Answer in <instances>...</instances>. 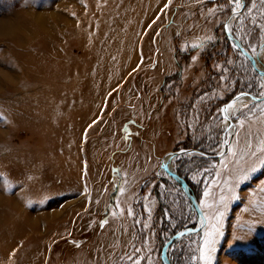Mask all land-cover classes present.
Instances as JSON below:
<instances>
[{"label":"rangeland","instance_id":"rangeland-1","mask_svg":"<svg viewBox=\"0 0 264 264\" xmlns=\"http://www.w3.org/2000/svg\"><path fill=\"white\" fill-rule=\"evenodd\" d=\"M229 8L226 0H0V264H163L167 241L195 228L164 251L169 264H200L205 232L215 241L211 264H264V113L245 119L241 103L224 111L260 90L224 35ZM262 12L256 0L258 24ZM227 25L264 43L251 19ZM229 135L224 154L209 158ZM183 150L201 154L173 163ZM166 157L201 215L162 168ZM55 192L49 205L73 217L42 231L34 216L49 205L32 196Z\"/></svg>","mask_w":264,"mask_h":264},{"label":"snow or ice","instance_id":"snow-or-ice-1","mask_svg":"<svg viewBox=\"0 0 264 264\" xmlns=\"http://www.w3.org/2000/svg\"><path fill=\"white\" fill-rule=\"evenodd\" d=\"M261 4H264V0H260ZM226 4L230 6L229 10L231 12V17L233 20H241L243 19H251V23L259 28L262 33H264V24H258L256 17L253 15V11L256 7V0H251L252 7H248L245 3V0H226ZM245 13H247V16H245ZM213 14H215L213 12ZM261 16H264V12L261 13ZM224 29L226 33H230L233 42L231 44L232 50L236 53L237 62L239 63V68L242 72H247L249 69H251L253 72L256 73L255 78V85L259 87V91L256 93L255 96L252 95L251 92H241V94L236 98L238 102L243 104L245 108L248 109L247 113H241L245 119H247V116L250 114H256L257 111L264 113V72H261L260 69L257 67L258 64L261 63L260 58L262 55H264V43L260 45H253L251 43L246 42V36H247V30L246 29H240L237 28L235 31H232L230 29L229 25L225 24ZM237 33H240V35H237ZM209 41L213 40V37L208 38ZM246 45V46H245ZM204 47V42H201L199 45L193 44L192 48H202ZM247 49H251L252 55H249ZM242 59V62L240 60ZM196 57H193V60H195ZM228 65H232L233 61L228 60L226 62ZM229 69L225 67L224 71H228ZM227 79L226 77H224ZM249 86H253V82L249 83ZM257 101H260V103H257ZM231 110L232 113L238 111L237 109H234L232 105L228 106V109H225V112H229ZM229 119V116H225L224 120L227 121ZM240 123H243V120L240 121ZM230 141H225V143H229ZM180 157L178 155L173 154V163H175L176 160H178ZM162 167L165 170H168L171 166L170 165H162ZM116 175H118V170H114ZM114 189L117 192H123L124 190L119 187L118 182H114ZM205 196L208 195L207 192L204 193ZM116 199V197H114ZM147 199V198H146ZM203 201L201 202V205H203ZM114 207L116 205H113ZM145 212H148L149 218L151 216V213L149 211V208L147 205H145ZM127 215L132 217L135 224L141 225L142 228L148 229L149 225L145 221H141L139 219H136L135 216V210L132 207H129L127 211ZM108 223V220L105 219L101 223V227H103L105 224ZM185 233H180V236L183 237ZM204 236L206 237L204 241V246H202L200 251V264H211L210 257L208 256V252L211 251L210 245L214 244L215 241L212 239V232H205ZM137 252L140 251V249H136ZM141 259L145 258H138L134 261V264H140ZM149 264L151 262L149 261Z\"/></svg>","mask_w":264,"mask_h":264},{"label":"crops","instance_id":"crops-1","mask_svg":"<svg viewBox=\"0 0 264 264\" xmlns=\"http://www.w3.org/2000/svg\"><path fill=\"white\" fill-rule=\"evenodd\" d=\"M95 189H97V187H95ZM27 191H28V189H27ZM27 191H26V203L28 204L27 197L29 196V193ZM58 193L59 192H55V193H53V195L51 193H46L43 195L42 198H37L36 196H32V200L37 199V201L33 205L38 206V207H40L43 204L49 205V202L51 200L57 199V198H55V196L58 195ZM40 196H42V194ZM97 199H100V197H97ZM29 205H31V204H29ZM64 215H66L67 217L71 216V218L73 217V214H71V213L66 214L65 205H63V204L49 205V207L48 208L46 207V209H40V208L37 209L36 216H34L35 218H34L33 223L39 229L44 231L45 229L48 228V225H50L52 223L53 224L55 223V225H56V223L58 224L59 222H61ZM71 218H70V220H72ZM50 222H52V223H50Z\"/></svg>","mask_w":264,"mask_h":264},{"label":"water","instance_id":"water-1","mask_svg":"<svg viewBox=\"0 0 264 264\" xmlns=\"http://www.w3.org/2000/svg\"><path fill=\"white\" fill-rule=\"evenodd\" d=\"M231 18H232V17H231V15H230V16L226 19L225 24H227V23L231 20ZM223 32H224L225 37H226L227 39H229L231 42H233V38H232L231 34H230V33H226L224 27H223ZM261 72H264V71H261ZM239 95H240V94H239ZM239 95H237L236 97H234V98L229 102V104H232V103L236 100V98H237ZM257 102H260V101H257ZM230 138H231V136L229 135L226 141H230ZM228 144H229V143H225V142H224V144H223V148H222V151H221L219 154H217L216 156H208V157H209V158H220L221 155H223L224 152L226 151V148L228 147ZM192 152H196V153L201 154V153L198 152V151H191V150H183V151H179V152H176V153H173V154H175V155H180V154H190V153H192ZM173 154H172V155H173ZM162 165H163V164H162ZM162 168H163V167H162ZM163 169H164V168H163ZM164 170H165V169H164ZM165 171H166V172H167V173H168L173 179L179 181V179L177 178L176 175L170 173L168 170H165ZM179 183L181 184V186H182V188H183V190H184L185 195L187 196V198L189 199L190 203L192 204V207L195 208V210L197 211V213H198L199 215H201L200 211L197 209L196 202H195L194 198L192 197V195L190 194V191H189L187 185H185L182 181H179ZM197 230H198V228H195L194 230L181 231L180 233H185V235H187V234H190V233L197 232ZM180 233L174 235V236H173L171 239H169V240L167 241V243L165 244V246H164V248H163V253H162V255H161V259H162L161 261H162L163 264H169V263L167 262V260H166V257H165V254H164V251L170 246V244H172L173 241H175L176 239H178V238L181 237V236H180ZM185 235H184V236H185Z\"/></svg>","mask_w":264,"mask_h":264},{"label":"bare ground","instance_id":"bare-ground-1","mask_svg":"<svg viewBox=\"0 0 264 264\" xmlns=\"http://www.w3.org/2000/svg\"><path fill=\"white\" fill-rule=\"evenodd\" d=\"M5 34H3V36H6V31L4 32ZM8 33V32H7ZM258 68L260 69V71H264V68L261 66H258ZM240 102L237 101V99L231 104L233 106V108L235 109L237 105H239ZM228 113V112H225ZM167 164L168 165V158L166 157L165 160L163 161V165ZM172 173V172H171Z\"/></svg>","mask_w":264,"mask_h":264}]
</instances>
